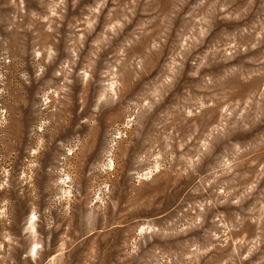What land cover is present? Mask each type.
Wrapping results in <instances>:
<instances>
[{
    "label": "clouds",
    "instance_id": "1",
    "mask_svg": "<svg viewBox=\"0 0 264 264\" xmlns=\"http://www.w3.org/2000/svg\"><path fill=\"white\" fill-rule=\"evenodd\" d=\"M0 264H264V0H0Z\"/></svg>",
    "mask_w": 264,
    "mask_h": 264
},
{
    "label": "rangeland",
    "instance_id": "2",
    "mask_svg": "<svg viewBox=\"0 0 264 264\" xmlns=\"http://www.w3.org/2000/svg\"><path fill=\"white\" fill-rule=\"evenodd\" d=\"M166 8H167L166 4L161 5V10L166 9ZM158 66H159V57L154 55L153 57L150 58V61L148 63V68L152 69V68H155ZM126 83H127V88H128V93H127L128 95H131L140 89V83L139 82H132L130 79V76H129ZM113 118L119 119L120 118L119 112H116L115 110H113ZM94 155H95L94 152L92 153V155H89L88 152L85 151V152L81 153L80 160L83 161L85 158L92 159ZM49 162H50V154H46L45 157L43 158L42 164L46 167ZM45 180H46V177L43 174L37 176L36 185H37L38 190L43 186ZM162 187H163V184H158L152 188L146 189V191L147 192H155V191L161 190ZM7 195L10 196L12 201H13V203H12L13 216H14L15 221L18 223L19 220L27 212V197L25 199L19 198L16 194V191H10L7 193ZM44 203H45L44 197H43V194L41 192V199L39 201V204L42 207L44 205ZM86 243H87V241H85V245H86Z\"/></svg>",
    "mask_w": 264,
    "mask_h": 264
}]
</instances>
